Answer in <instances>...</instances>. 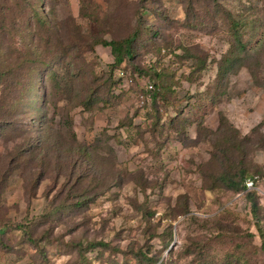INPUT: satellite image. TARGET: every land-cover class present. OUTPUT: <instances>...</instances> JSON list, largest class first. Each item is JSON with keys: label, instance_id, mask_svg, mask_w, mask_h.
I'll return each instance as SVG.
<instances>
[{"label": "rangeland", "instance_id": "obj_1", "mask_svg": "<svg viewBox=\"0 0 264 264\" xmlns=\"http://www.w3.org/2000/svg\"><path fill=\"white\" fill-rule=\"evenodd\" d=\"M222 2L243 50L213 0H0V264H264V0Z\"/></svg>", "mask_w": 264, "mask_h": 264}, {"label": "trees", "instance_id": "obj_2", "mask_svg": "<svg viewBox=\"0 0 264 264\" xmlns=\"http://www.w3.org/2000/svg\"><path fill=\"white\" fill-rule=\"evenodd\" d=\"M214 2V8L217 13L220 14L221 19L220 21H223L227 28L229 29V32L231 33V39H235V43L238 49L243 50L245 48V44L243 42V30H239L241 25H245L246 22H243V16H244V9L243 8H237V9H232L228 7L225 3L222 2V0H213ZM133 38H128V39H123V40H111V41H102L101 43L104 46H110L112 49V53L115 56L116 60L112 68L114 69L115 67L118 68L121 66V64L131 56V48L128 47V43H130ZM128 56V57H126ZM140 75L142 74L141 71L139 70ZM147 72V71H146ZM145 73V72H144ZM155 85V84H154ZM157 88V86H155ZM155 90V89H154ZM86 104V102H84ZM92 104V102H88L86 105L88 107ZM143 106V105H141ZM227 121L222 122L221 125L226 124ZM248 178H252L256 181L259 180V177L257 176H247L246 171H241L237 174H230L226 175L223 179L226 185L231 188L234 191H243L244 193L246 192L249 201L251 202V207H252V213L255 215L256 219L258 210L260 208L259 205V200L257 196V191L255 189L248 190L247 186L245 185V182ZM256 223H259V220H257ZM258 226L259 234L260 237L263 241V247H264V230L262 229L261 225ZM204 251L201 252H195L194 253V264H203L205 260V254H203ZM140 264H155L157 262V259H154L153 257L150 256H144V259L139 258ZM207 264H210L207 262Z\"/></svg>", "mask_w": 264, "mask_h": 264}, {"label": "built area", "instance_id": "obj_3", "mask_svg": "<svg viewBox=\"0 0 264 264\" xmlns=\"http://www.w3.org/2000/svg\"><path fill=\"white\" fill-rule=\"evenodd\" d=\"M153 88L154 86L152 84H148V87H147L148 93L143 94L141 96V100H140L141 103H145L146 101H149L151 99V93L149 92V89H153ZM256 184H257V181L252 178H248L246 180V186L248 190L256 189Z\"/></svg>", "mask_w": 264, "mask_h": 264}, {"label": "clouds", "instance_id": "obj_4", "mask_svg": "<svg viewBox=\"0 0 264 264\" xmlns=\"http://www.w3.org/2000/svg\"><path fill=\"white\" fill-rule=\"evenodd\" d=\"M143 83H144V86H143V93H141V95L139 96V98H140V100H141V96L143 95V94H146V93H148V90H147V87H148V84H152L153 86H154V88L153 89H149V92L151 93V99L149 100V101H146L145 103H141V101H140V104L141 105H145V104H149V103H151V101H152V93H153V91H154V89H155V85L153 84V83H149V82H146V81H143ZM124 86H128V85H124ZM258 182V181H257ZM245 185H246V182H245Z\"/></svg>", "mask_w": 264, "mask_h": 264}]
</instances>
